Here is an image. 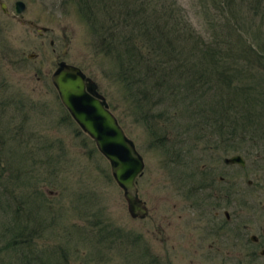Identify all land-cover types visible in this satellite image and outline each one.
Returning <instances> with one entry per match:
<instances>
[{
  "label": "rangeland",
  "instance_id": "obj_1",
  "mask_svg": "<svg viewBox=\"0 0 264 264\" xmlns=\"http://www.w3.org/2000/svg\"><path fill=\"white\" fill-rule=\"evenodd\" d=\"M17 1L0 0L9 9L0 8V264H20L9 244L20 223L34 250L54 251V263L264 264V0H145L181 35L177 51L212 73L210 101L235 100L222 115L228 136V118L239 125L236 98L262 109L246 142L237 132L222 142L213 125L203 128L193 98L175 105L153 95L144 104L131 95L74 2L22 0L21 17ZM63 63L97 82L143 157L136 185L144 219L130 216L111 163L61 103L52 77ZM238 154L245 166L226 164Z\"/></svg>",
  "mask_w": 264,
  "mask_h": 264
},
{
  "label": "trees",
  "instance_id": "obj_2",
  "mask_svg": "<svg viewBox=\"0 0 264 264\" xmlns=\"http://www.w3.org/2000/svg\"><path fill=\"white\" fill-rule=\"evenodd\" d=\"M71 1L78 6L81 17L91 25L92 34L97 39L98 52L115 62L119 69V79L131 95L138 92L137 98L143 103L148 101V104L153 95L160 103L170 101L175 105L180 101L190 102L193 98L191 103L198 104L193 109L188 105L186 108L195 113L193 118L202 120L203 128L213 125L216 132L211 131V134H218L222 142H227L236 132L244 142L248 141V135L252 137L250 141L256 138V129L263 119L262 109L256 111L253 106L251 108L248 104H239L236 98L237 114L241 122L239 118V125L236 126L233 119L229 121L228 118L227 127L233 128L228 136L223 128L222 115L232 109L235 100L225 96V100L220 97L210 101L209 91L217 81L208 69L199 71L194 63L189 64V54H185L184 48L177 51L175 44L181 35L177 34V29H173L170 23L163 21L164 13L161 9L157 12L148 10L150 2L145 0ZM227 10L229 13V8ZM203 49L209 50L211 54L219 52L217 47L207 43L203 44ZM204 54L210 55L208 52ZM204 65L209 67L207 63ZM166 112V109H161L159 118L167 115ZM147 116L149 111L145 112L144 119L147 120ZM5 191L6 188H3L0 196H5ZM26 229L20 223L16 230L13 231L11 227L9 230V244L17 252L20 264H60L53 261L54 251L45 256L44 252L32 248L30 235L33 233H26Z\"/></svg>",
  "mask_w": 264,
  "mask_h": 264
},
{
  "label": "water",
  "instance_id": "obj_3",
  "mask_svg": "<svg viewBox=\"0 0 264 264\" xmlns=\"http://www.w3.org/2000/svg\"><path fill=\"white\" fill-rule=\"evenodd\" d=\"M0 8L6 14L9 12L5 2L0 3ZM25 8L26 4L18 0L14 7L16 16L22 17ZM40 29L41 34L49 31L47 27ZM34 56L32 54L30 58ZM52 82L60 95L61 103L111 163L113 176L125 191L130 216L144 219L148 208L137 195L136 185L138 177L143 175L144 159L106 105L104 96L98 91L97 82L84 75L76 65L67 63H63L53 74ZM225 161L227 164L246 165V160L239 154L227 157Z\"/></svg>",
  "mask_w": 264,
  "mask_h": 264
},
{
  "label": "flooded vegetation",
  "instance_id": "obj_4",
  "mask_svg": "<svg viewBox=\"0 0 264 264\" xmlns=\"http://www.w3.org/2000/svg\"><path fill=\"white\" fill-rule=\"evenodd\" d=\"M228 164H230V163H228ZM230 218H231V215L228 212H226V221L229 222ZM263 232H264V227H263ZM251 240L253 243L258 244L260 242V237L258 235L253 234L251 237ZM261 254L264 255V250L261 251Z\"/></svg>",
  "mask_w": 264,
  "mask_h": 264
}]
</instances>
